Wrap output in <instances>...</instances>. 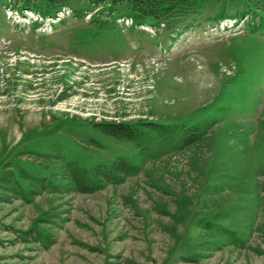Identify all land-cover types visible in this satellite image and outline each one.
I'll return each instance as SVG.
<instances>
[{
    "label": "rangeland",
    "instance_id": "rangeland-1",
    "mask_svg": "<svg viewBox=\"0 0 264 264\" xmlns=\"http://www.w3.org/2000/svg\"><path fill=\"white\" fill-rule=\"evenodd\" d=\"M5 2L0 264H264V0L159 26L77 1L50 27ZM119 121L199 139L146 159L94 126ZM118 158L138 173L73 190L71 164Z\"/></svg>",
    "mask_w": 264,
    "mask_h": 264
},
{
    "label": "trees",
    "instance_id": "trees-1",
    "mask_svg": "<svg viewBox=\"0 0 264 264\" xmlns=\"http://www.w3.org/2000/svg\"><path fill=\"white\" fill-rule=\"evenodd\" d=\"M16 8L30 9L38 12L47 7L57 12L70 7L77 1L87 3L91 7L104 6L109 15H136L147 18L155 24H169L174 19L192 13L207 0H10ZM62 96V95H61ZM60 96V97H61ZM105 135L136 144L142 158L180 150L195 143L199 139L196 128L175 130L154 122L98 123L94 125ZM69 178L73 190L79 193H92L103 188L104 184L118 185L124 178L138 173L139 167L133 166L123 159H116L109 166H98L94 171H87L71 164Z\"/></svg>",
    "mask_w": 264,
    "mask_h": 264
}]
</instances>
